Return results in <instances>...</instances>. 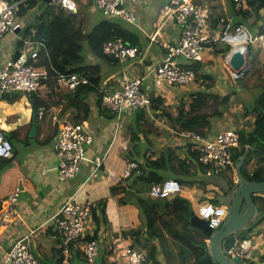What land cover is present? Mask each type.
<instances>
[{
	"label": "crops",
	"instance_id": "0c3cea01",
	"mask_svg": "<svg viewBox=\"0 0 264 264\" xmlns=\"http://www.w3.org/2000/svg\"><path fill=\"white\" fill-rule=\"evenodd\" d=\"M54 1L55 0H53V2ZM196 1L200 6L201 2L199 0ZM77 2L78 9L76 11L63 12L61 18H54L48 30V35L50 37L49 42L45 43L42 41L45 45V50H41V46L38 45L36 50L40 53L39 61L31 60V63H37L38 66L47 69H54L60 73H71L70 70H75L78 66L84 65L79 50L84 46L86 35L96 24L107 19L108 16L104 15L102 11L96 8L94 1L77 0ZM211 2L213 5L210 4ZM220 2L224 4V13L227 14L230 12V16L229 14L227 16L231 17L233 13L231 0H227L226 3L225 0H210L209 2H204L202 4L212 10L215 3ZM47 4H49L48 0H41L39 4L35 5L31 9H36V15L34 17H18L23 25L21 31L18 32L21 38L31 37L35 33L33 26L38 20L41 11ZM127 6L136 14V24L121 20L118 21H120L125 28L138 36L139 43L133 45L137 47L138 54L135 58L128 60L123 65L104 61V65H102L101 61L93 57L90 50L89 60H91V64L99 63L102 67L101 74L103 73V75L100 77L101 81L99 90H117L121 88L122 74L124 71H126L131 77H141L148 67L158 64L163 59L165 54L164 45L167 43H175L178 39L179 28L177 25L173 24L172 15L168 13L169 0H127ZM67 17L72 20L69 25H65V18ZM84 19L89 21L88 23L90 24L91 29L90 27L88 29L81 25L76 28L77 23H80L82 20L84 21ZM57 29L61 34L64 48L55 53L53 46L50 45L54 40L53 34ZM252 31L257 30L253 29ZM55 39L58 40V37L55 36ZM17 42L15 35L11 34L6 35L0 40V65L4 60L13 59L16 51L22 48L18 47ZM220 47L221 45L219 46V49ZM217 50L218 49L213 48V46L206 48L204 50V60L199 62L201 68L197 69V76H203V74L215 75L212 78L215 85L211 88V92H215L217 91L216 89H220L223 84H227L225 79L229 77L228 72H233L229 64H226L227 56L223 58L221 54L217 53ZM68 51L73 53L68 61L70 66L67 69L68 71H62L59 68V64L62 61H65L64 56ZM114 65L119 68V71H116ZM219 65H222V67L220 68ZM217 70L220 71V74L216 77ZM201 81L204 82L205 80L202 79ZM206 82L208 83L210 80ZM52 83L53 82H48L37 92L39 100L45 101L47 104L51 105V109L48 112L53 108L58 109V113L54 116L58 118L59 115L61 118V120L58 121V124L60 122L73 123L69 119L68 114L62 117L60 116L61 108L64 103V96L69 90L60 86L61 89L59 91L61 92L63 90L66 94L60 93L56 95L55 92L52 91H58V88ZM192 88L193 85L185 89L189 90ZM47 90L52 93L51 96ZM163 90L164 88L162 90H157L154 94L158 96ZM209 90L210 89L208 88L207 90L204 89L195 92L207 91V93H210ZM221 92V96L225 94L223 89ZM171 95H175V91H172ZM51 97L53 98L50 99ZM55 97L60 104L59 106L52 104L53 102L51 103ZM0 99H3L2 95H0ZM185 99H187V97H185ZM88 101L91 104L92 116L89 121L85 122L88 124L90 133L94 138L93 143L86 148L89 160L83 164L79 174L64 183L60 182L57 177V161L53 149L54 142L50 145H42L35 140H29L27 137L28 132L30 136L33 126L32 124L30 127V121L33 116V107L29 96L22 95L20 96V99L16 101L15 105L6 102L4 109L0 108V130L2 133H5L16 129L18 131L17 141L26 147V157L24 161L19 164L21 168L6 172L2 185L0 186V206L6 201L7 196L10 194L9 190L11 189V186H14V188L20 186L22 189L20 194L19 215L2 235L3 251L0 249V264H3L4 251L8 250L14 245V242L19 240H26V242H29L31 249L38 256L40 264L41 260H43L44 264H52L53 250L59 249V240L56 229L51 222V217L58 210L64 200L72 196H74L78 202L86 204L91 208V234H95L96 230L98 231V236L101 239L99 253L103 245L109 246V250L104 252L105 258H107V260L114 259V257L116 258V252L119 257V253L125 244L135 243L131 238H124L122 235L123 231H128L141 223L139 209L134 205L133 201H136L137 199H143L148 203H158L160 201L151 196L150 192L154 182L150 181L149 183H134L132 187L128 189L127 197L123 199V202H118V199L123 197L122 193L119 191L114 193L111 188L126 183V178H124L123 173L127 161L129 160L126 157V151L124 149V147L128 145L127 127L126 131L123 126L120 132H117L116 121L113 115L104 112L100 108L99 94L90 95ZM189 112H191V109L186 110L185 113L177 110V112L174 113V116L168 114V116L162 118L147 115L146 126L144 129L152 134L153 139H155V144H152L154 150L150 153L152 159H160L163 154L173 153L184 161L188 160L181 147L183 139L178 136V132L181 129L187 128L184 124L183 118H185L184 116ZM131 113L132 111L124 114L121 120L123 125L128 124ZM20 115L22 116V121L17 122ZM42 115L43 113L41 114V118ZM190 116L191 115H188V117ZM192 116H195V114ZM175 118L177 120H175ZM41 121L42 120L40 119V123L42 124ZM211 129L210 134H216L228 128L217 131L214 129L212 123ZM50 131H52V129H41L40 139L44 138ZM37 133L38 130L36 135ZM34 142H36L37 146L33 145ZM248 168L252 172L255 167L252 168L248 164ZM233 174V178H235L236 174ZM201 179H208L211 182H214L215 180L221 181L213 175H205ZM211 182L206 185V193H204L202 188L196 184L192 187L183 188L182 192L178 195L190 200L193 206V211L197 214L200 205L205 204L206 202H212L217 194H223L222 188L215 185V182L214 184ZM24 193L26 196L22 198ZM104 198L107 199L104 208L105 211L102 213L105 220H103L101 226L97 228V225L93 220V209L99 208V201ZM253 233L258 247L255 250L252 263L263 264L259 258L264 254V220L259 225L255 226ZM153 244L154 247L152 250L155 259L159 264H167L165 253L160 244L157 241H154ZM167 245L174 256L177 257L181 245L177 242ZM76 252L78 251L75 250L72 253V256H74ZM65 260L69 259L65 258ZM107 260L103 259L99 264H113L112 261L108 262ZM94 264H96V260ZM118 264L120 263L118 262Z\"/></svg>",
	"mask_w": 264,
	"mask_h": 264
},
{
	"label": "built area",
	"instance_id": "2783aa9c",
	"mask_svg": "<svg viewBox=\"0 0 264 264\" xmlns=\"http://www.w3.org/2000/svg\"><path fill=\"white\" fill-rule=\"evenodd\" d=\"M252 0H232L233 13L229 23L217 29L210 26L211 10L200 8L196 0H169L168 13L172 15L173 24L179 28V36L175 43L164 45L165 55L156 65L150 66L141 77H131L126 71L122 74V86L117 90L100 89L99 104L101 110L113 115L116 127L121 124L125 113L134 110H144L149 114L151 107L150 94L165 87H184L195 82L197 72L195 63L204 60V50L213 44H227L232 50L241 48L245 53L248 46L260 49L264 56V31H251L244 25L233 27L236 12L248 6ZM63 12H74L78 9L77 0H57ZM94 5L104 15L131 24H136V14L127 6V0H94ZM19 2L0 0V40L6 35H15L22 48L17 60H4L0 65V95L4 93L23 92L31 94L38 92L50 79L47 68L31 63L39 61V51L33 46H41L42 41L31 38H21L18 32L22 23L17 16ZM39 46V47H40ZM103 52L114 62L123 65L138 54L136 46L129 45L122 38L107 41L103 44ZM54 79L57 83L70 91L79 86L92 85V82L78 73H60L56 70ZM233 77L238 74L232 72ZM52 78V79H53ZM147 117V116H146ZM146 125H144L145 127ZM147 139L155 144L152 134L148 131ZM178 135L183 140L190 141L199 154V161L208 168V175L214 170L215 174L233 171L236 174L232 154L235 149H241V131L238 128H228L216 134H201L187 128L181 129ZM94 138L86 122L77 124L70 122L59 123V133L53 143L56 156V172L60 182H67L81 172L83 164L89 160L87 146ZM249 148V145H245ZM127 146L124 147L126 149ZM13 156V146L3 133H0V159ZM138 163L127 161L124 178H130ZM238 183V176L233 178ZM21 187L16 186L5 202L0 206V249H2V235L19 215ZM183 188L176 179H167L151 188V196L156 200L167 199L182 192ZM197 214L206 220L212 229L219 227L228 214V206H216L206 202L198 207ZM59 240V250L66 259L77 250L83 253L89 263L94 264L99 253L100 244L96 240H88L91 236L92 212L91 208L78 202L74 196L67 198L51 217ZM170 244L175 239L166 236ZM258 247L256 238L252 235L238 243L229 251L232 257H238L250 264ZM120 264H156L148 253L137 243L125 244L119 253ZM40 264L38 256L33 252L29 242L19 240L8 250L4 251L3 264Z\"/></svg>",
	"mask_w": 264,
	"mask_h": 264
},
{
	"label": "trees",
	"instance_id": "16d2710c",
	"mask_svg": "<svg viewBox=\"0 0 264 264\" xmlns=\"http://www.w3.org/2000/svg\"><path fill=\"white\" fill-rule=\"evenodd\" d=\"M12 2H19V7L17 11V16L22 18L41 0H10ZM94 1V0H91ZM200 8H205L204 2H209L210 0H199ZM232 1V0H231ZM197 3V1H196ZM90 5V4H89ZM233 6V5H232ZM211 10V8H210ZM233 11V10H232ZM63 11L60 10L57 0L52 3L47 4L40 13L38 20L35 22L33 29L35 33L29 37L34 41H43L48 43L50 37L48 35V30L52 24L55 17L61 18ZM225 13L221 12L220 15H214V11L211 10L209 15L210 26L214 29L219 28L224 23ZM109 18V19H108ZM119 19L113 17H107V19L102 20L96 24L91 31L86 35L87 43L93 54V57L99 61L109 62L119 64L114 62L103 52V44L107 41L114 40L116 38H122L126 42L137 45L139 43L138 36L125 28L124 25L118 21ZM122 21V20H121ZM261 23V24H260ZM244 25L245 27H250L256 29L258 32L264 31V0H252L249 2L248 6L240 9L236 12V19L233 21V27ZM25 38V37H23ZM26 39V38H25ZM18 47H22L20 41L17 42ZM221 44H213V48L218 49L217 53L221 54L225 58L232 50L230 45L223 44L220 49ZM38 46L35 44L33 49H37ZM260 49L253 45L248 46L247 54L250 57L249 70L245 74L244 78L256 77L259 79V84L264 87V56ZM165 55V54H164ZM225 55V56H224ZM201 68V65L195 63V69ZM50 72V79L48 82H57L55 76V71L48 69ZM70 72L78 73L80 76L88 78L92 85L79 86L76 90H72L64 96V103L61 108L60 116L69 115V119L74 123H80L89 121L92 116L91 104L88 101V97L93 94H99L100 85V74L102 72V67L99 63L95 64H84L78 66L75 70H70ZM214 76L212 74H203L205 80H210L208 82V88L214 87L215 82L212 81ZM53 78V79H52ZM54 80V81H53ZM244 80V79H243ZM258 84H255L256 87ZM195 92L192 95L202 96L208 98L212 96L215 101L221 100L225 105L230 102V96H221L214 92ZM30 101L34 102L36 107L42 108L43 115L41 120L45 119L48 111L51 109V105L47 104L45 101L39 100L37 92L27 94ZM20 92L17 97H20ZM151 107L149 114L144 110H134L131 113L130 120L127 124V148L126 157L130 161L138 163V169L133 171L130 178L126 179V183L121 186L112 187V192H120L122 196L118 199V202L122 203L123 199L127 197V191L132 187L134 183L144 182L149 183L150 181L154 184H160L167 179H176L180 182L182 188L192 187L193 185H199L204 193L207 192L206 185L211 182L208 179H201L205 175H208V168L202 165L199 161V154L194 149L193 144L188 140L182 141V150L184 151L187 161L182 160L179 156L173 153L163 154L160 159H152L150 153L153 152L154 148L151 142L147 140V133L144 129L146 124V116L152 115L159 118L166 117L168 115L165 113L162 104H160L161 98L159 95L150 94ZM182 112L188 110V106H182ZM193 109L191 112L186 114L183 118L184 124L189 130L197 131L201 134H210L212 123L210 117L207 114L192 116ZM188 115H191L188 117ZM249 115H255L252 122V129L248 130L246 127L240 129L241 137V149H235L232 154V159L235 167L237 166L240 158L245 154L247 148L245 145H249L250 153L249 157L245 162V166L248 167L249 162L252 160L253 156H257L259 164L252 170L254 179L258 182H264V90L256 98L253 107L245 106V117ZM188 117V118H186ZM176 120V119H175ZM33 124V120L30 121V127ZM41 133V123L38 126V133L34 138L29 136V140H35L42 145H50L53 143L59 133V124L55 123L52 131H50L44 138L40 139ZM4 137L9 140L13 146V156L8 159H0V169L9 165L18 152L16 142L18 140V131L12 130L3 133ZM229 172V171H228ZM228 172H222L215 174L214 170L211 175L216 176L221 181H214L217 186H220L223 190V194H217V196L212 200L216 206H220L226 202V195L236 183L233 179L234 172L231 170ZM214 182H211L214 184ZM100 207L93 209V220L99 228L105 220L102 213L105 211V206L107 199H101L99 201ZM134 205L139 209L141 223L136 227L131 228L128 231H123L122 235L124 238H131L135 243L141 246L145 251H147L149 257L159 264L154 257L153 247L154 241H157L162 250L165 253V259L167 264H201V258L204 257L207 246L206 239L207 235L202 229L194 226L190 219L193 213V206L190 200L187 198L176 195L170 199H162L158 203H148L143 199H137L133 201ZM264 218L260 219L256 225H259ZM173 237L175 242L181 245L180 251L177 257L169 249L168 245H171L166 236ZM88 240H98L99 244L101 239L98 236V231L95 234L89 236ZM16 243V242H14ZM13 243V244H14ZM103 243V242H102ZM12 244V245H13ZM152 250V251H151ZM47 259V258H46ZM260 261L264 264V254L260 256ZM40 261V260H39ZM178 261V262H177ZM46 263V262H45ZM41 264H44L41 260ZM50 264V263H46ZM52 264H91L87 258L81 252H76L74 256L65 260V257L61 250H53V263ZM105 264V263H104Z\"/></svg>",
	"mask_w": 264,
	"mask_h": 264
},
{
	"label": "rangeland",
	"instance_id": "374dc122",
	"mask_svg": "<svg viewBox=\"0 0 264 264\" xmlns=\"http://www.w3.org/2000/svg\"><path fill=\"white\" fill-rule=\"evenodd\" d=\"M226 1L227 0H225V3H226ZM212 2L210 3L211 5H213ZM227 7H228V5H227ZM212 10L214 11V15H220L221 12H225L224 11V4L222 2L215 3L214 7H212ZM88 14H89V11H88ZM228 14L230 16V12L227 14L225 13L226 17H225V20L223 21L224 24L229 23L230 20L232 19V16L231 17L227 16ZM35 15H36V9L30 10L26 14V16H24V17L25 18L34 17ZM68 18L69 17L65 18V21H66L65 25H69L72 22V20L68 19ZM82 21H80V23H77L76 28L81 25L82 27H85L88 29L90 27V29H91V26L88 23L89 22L88 20L84 19L83 23H82ZM248 29H250L251 31L253 30L250 27H248ZM55 36L58 37V40L55 39ZM53 39L54 40L50 46H53V49L56 53L58 50H62L64 48L63 41L61 40V34L58 31V29L53 34ZM79 51H80V57L82 58V63L85 65L91 64L92 62H91V60H89L90 49H89V45H88L86 40L84 41L83 48H81ZM72 55H73V53H71L70 51H68L67 54H65V56H64L65 61H62L59 64V68L62 71H66L69 68L70 65H69L68 61L72 57ZM246 55L248 56L247 52H246ZM248 60L250 62L249 56H248ZM101 63H102V65H104L103 61H101ZM219 66H220V68L222 67V65H219ZM114 68H116V71H119V68L117 66L115 67V65H114ZM218 74H220V71L217 70L216 71V77ZM102 75H103V73L100 74V77H102ZM228 75H229V77L225 79L227 81V84H223L220 89H216L217 91L214 92L216 94H218V93L222 94L221 90L223 89V92L225 94H223L222 96H227V95L230 96V102L227 105H225L223 102H221V100L216 102L215 98L212 96H208V98L207 97L204 98L202 96H199L201 94L192 95V93L195 91L208 89V83L206 82L207 80H205L202 75H198L195 82L184 86L185 88H189L193 85L192 89L187 90L185 88H180V87L164 88V90L161 93H159V98H161L160 104H162V107H163L165 113H167L169 115L172 114L173 116H174V113L177 112V110L181 111L180 108L182 106H188V110L193 109L194 114H198V115L207 114L210 117L211 123H213L214 129L217 131L222 130L224 128L241 129L242 127H246L248 130H251L252 129V122L255 118L254 117L255 115H249L248 117H245V106L253 107V105L255 104L256 98L263 92L264 87L261 84H259V79H257L256 77L244 78L245 74L244 75H238L237 77H233L232 73H230V72H228ZM202 79H204L205 81L202 82L201 81ZM52 84L56 88H58V91H55V90L52 91V92H55L56 95L60 94V93L66 94L65 92H63V90L61 92L59 91L61 88L57 82H54ZM255 84H258V85L256 87H254ZM172 91H175V95H171ZM20 95L22 96V95H27V94L20 92ZM49 95L51 96L52 93L49 92ZM185 97H187V99H185ZM17 98L18 97L13 98V99H7V100L0 99V108L4 109V105L6 102H8L12 105H15L16 101H18L20 99V97L18 99ZM52 98L53 97H51L50 99H52ZM51 103L55 104L57 106L60 105L58 100H56V97L51 101ZM51 113L53 114V116ZM57 113H58L57 108H53L50 112H48L45 119H43L41 121L42 122L41 129H43V130L44 129H47V130L53 129V126L55 125V123L58 124V121L61 120L59 115H58V118L54 117ZM166 116H168V115H166ZM18 118L19 119L17 122H21L22 116L20 115ZM123 126H124V130L126 131L127 125L126 124L123 125V123H121L120 126L116 128L117 132H120V130H121V128H123ZM16 145L18 148V154L16 155L14 160L9 165L0 169V186L2 185V181H3V178L6 174V172H8L10 170L21 168L19 166V164L22 161H24V159L26 157V154H25L26 147L22 143H20L19 141L16 142ZM33 145L37 146L36 142H34ZM258 164H259L258 158H257V156L254 155L252 158V161L249 162V166L254 168V167H257ZM13 190H14V186H11L9 193L11 194L13 192ZM201 192H202V190H201ZM25 193H26V191H25ZM25 193L23 194L22 198H24L26 196ZM221 205H225V204H221ZM255 226H254V229H255ZM107 250H109V246L103 245L102 249H100V253L96 259V264H99L100 262H102L103 259L107 260V258H105V254H104V252ZM115 255H116V258L114 257V259H108L107 261L108 262L112 261L113 264H118L120 259L118 257L117 252Z\"/></svg>",
	"mask_w": 264,
	"mask_h": 264
},
{
	"label": "water",
	"instance_id": "95a60500",
	"mask_svg": "<svg viewBox=\"0 0 264 264\" xmlns=\"http://www.w3.org/2000/svg\"><path fill=\"white\" fill-rule=\"evenodd\" d=\"M48 2L52 3L53 0H48ZM19 56L20 51L17 50L14 60H17ZM228 64L231 70L238 75H244L249 70L248 56L241 48L232 51ZM154 93L153 91L152 94ZM18 95L19 92L4 93L2 98L13 99ZM31 103L33 107V126L30 136L34 137L43 110L36 107L34 102ZM0 133H2L1 130ZM249 153L250 149L247 148L236 166L238 183L226 195L224 204L228 206V214L221 225L212 229L208 222L200 218L195 211L192 213L191 223L202 229L207 235V251L204 257L201 258V264H250L229 254L236 243L250 238L254 234V226L260 219L264 218V182L256 181L253 173L245 166Z\"/></svg>",
	"mask_w": 264,
	"mask_h": 264
},
{
	"label": "bare ground",
	"instance_id": "6f19581e",
	"mask_svg": "<svg viewBox=\"0 0 264 264\" xmlns=\"http://www.w3.org/2000/svg\"><path fill=\"white\" fill-rule=\"evenodd\" d=\"M107 56V55H106ZM225 56V55H224ZM249 61V60H248ZM99 90V89H98ZM98 241V240H97ZM6 264H10V263H6Z\"/></svg>",
	"mask_w": 264,
	"mask_h": 264
}]
</instances>
